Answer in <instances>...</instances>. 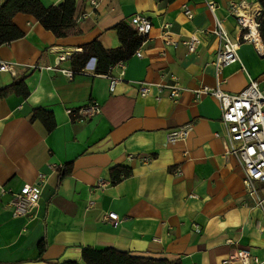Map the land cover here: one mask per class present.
Returning a JSON list of instances; mask_svg holds the SVG:
<instances>
[{"label":"crops","instance_id":"crops-1","mask_svg":"<svg viewBox=\"0 0 264 264\" xmlns=\"http://www.w3.org/2000/svg\"><path fill=\"white\" fill-rule=\"evenodd\" d=\"M39 1L49 7L62 0ZM89 1L74 0L77 34L58 39L33 17L17 14L12 23L22 38L0 46V60L15 64L14 76L0 74V187L8 192L0 198V264H83L85 247L179 264H222L238 250L264 259V214L245 192L238 161L227 154L219 105L210 96L194 101L192 94L214 85L218 39L206 4H215V16L236 40L231 0H94L95 8ZM183 5L191 18L184 16ZM136 14L147 17L152 28L139 47L141 57L132 55L122 70L114 66L108 77L96 74L93 58L72 80L31 69L53 66L60 53L67 59L59 67L73 70L71 56L93 40L105 50L118 48L114 26H129ZM162 23L170 25L168 38L176 47L164 43ZM191 35L200 44L188 54L181 42ZM237 57L239 63L222 73L221 89L228 94L264 78V57L252 45L241 44ZM121 71V81L110 88L108 78ZM169 76L183 91L175 102L165 96L156 101V86L168 83ZM142 81L154 86L145 98L137 93ZM16 84L27 95L12 91ZM91 102L99 114L85 119L84 110L80 119L71 118ZM35 109L52 114L51 131L31 119ZM185 124L191 125L186 140H166L168 130ZM64 166L70 172L60 177L56 170ZM115 167L130 174L111 184ZM39 174L45 180L37 206L28 216L14 217L5 206L10 194L35 184ZM108 212L119 222L103 223ZM40 242L44 250L38 255Z\"/></svg>","mask_w":264,"mask_h":264},{"label":"built area","instance_id":"built-area-1","mask_svg":"<svg viewBox=\"0 0 264 264\" xmlns=\"http://www.w3.org/2000/svg\"><path fill=\"white\" fill-rule=\"evenodd\" d=\"M89 5L95 8L97 4L94 0H90ZM206 8L212 15L214 22L212 33L218 39L217 52L211 63L214 71V85L199 86L195 90H192V94L194 101H198L205 96H210L217 101L220 108V120L225 126L224 137L229 142L227 154L233 156L238 161L243 173L242 183L245 192L255 198L257 208L264 214V78L261 81L249 80L245 88L237 94H228L221 89L223 70L233 64L239 63L237 50L241 44L248 43L252 45L255 53L259 57H264V43L260 36L261 8L257 0H231L229 2L228 11L234 17L236 27L239 30V36L236 40L230 38L222 27L221 21L215 16V4L208 2ZM182 11L186 18H191L192 13L186 5L182 6ZM129 26L136 36L140 38V45L148 40L152 24L147 17L136 14L130 19ZM169 28V24H161V37L165 44L176 47L177 42L168 38ZM181 44L186 48L188 54H192L197 49L200 41L196 36L191 35L182 41ZM133 55L141 57L139 48ZM66 59V55L59 53L55 56V64L53 66H31V69L59 72L68 80H72L76 74L84 72V67L79 71L60 68L59 64ZM115 66H118L122 70L124 63H118ZM111 69L112 67L108 69L105 76H109ZM2 73L14 76L15 64L0 60V74ZM121 74L122 71L118 77L108 78L110 80V88L121 81ZM136 85L140 98L147 97L154 87L152 84L144 81L137 82ZM156 89L157 93L154 97L156 101H160L165 96L170 101L175 102L180 96L181 91H183V88L178 84L174 76H169V82L156 86ZM84 110L87 111L85 119L94 117L100 112L99 106L91 102L77 112L71 113V118L74 120L80 119L79 113ZM190 130V124L170 129L166 134V140L168 142L184 141L187 139ZM133 158L128 156V159ZM135 158L140 162H147L149 160L146 156H136ZM173 174L179 175L180 172L175 170ZM44 180L45 176L39 174L35 184L25 185L18 193L10 194V200L5 206L14 217L31 214L37 206L40 195L39 187ZM7 193L0 187V198ZM102 222L116 224L119 220L115 213L108 212L103 215ZM233 262L240 264H264V259H259L251 254L249 250H238L232 259L225 260L222 264H232Z\"/></svg>","mask_w":264,"mask_h":264},{"label":"trees","instance_id":"trees-1","mask_svg":"<svg viewBox=\"0 0 264 264\" xmlns=\"http://www.w3.org/2000/svg\"><path fill=\"white\" fill-rule=\"evenodd\" d=\"M261 8L260 36L264 43V0H257ZM74 0H62L57 5L44 7L39 0H6L0 3V46L9 44L22 38L23 33L12 23V18L17 14H24L33 17L38 24L46 31H49L55 38H65L77 34L74 22ZM120 46L116 49L105 50L98 41L93 40L81 47L80 53L71 56L70 62L73 71H79L90 59L95 60V73L105 75L110 67L118 63H125L140 47L141 40L134 31L125 23L120 22L114 26ZM17 88V89H16ZM22 95H27L25 87L20 84L13 86L12 91L17 90ZM1 95V93H0ZM31 119H39L47 131L54 128L53 116L49 112L35 109ZM60 177L66 176L70 168L64 166L57 169ZM111 184H116L127 178L129 170L122 167H115L110 170ZM44 250L42 242L38 243V255ZM83 264H179L168 262L162 259L132 256L126 252L108 248L97 250L85 247L81 253ZM47 264H79L74 261L52 262Z\"/></svg>","mask_w":264,"mask_h":264}]
</instances>
